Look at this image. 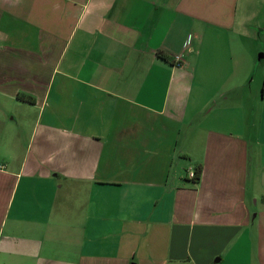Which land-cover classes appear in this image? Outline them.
Instances as JSON below:
<instances>
[{"label": "crops", "instance_id": "1", "mask_svg": "<svg viewBox=\"0 0 264 264\" xmlns=\"http://www.w3.org/2000/svg\"><path fill=\"white\" fill-rule=\"evenodd\" d=\"M240 1L0 0V264H264Z\"/></svg>", "mask_w": 264, "mask_h": 264}, {"label": "rangeland", "instance_id": "2", "mask_svg": "<svg viewBox=\"0 0 264 264\" xmlns=\"http://www.w3.org/2000/svg\"><path fill=\"white\" fill-rule=\"evenodd\" d=\"M253 11H254V6H252V10H251V12H249V9H248V7L245 4V0H241L239 5H238V20L242 19V17L244 15L247 17V19L253 18V15H254ZM246 34H249V31H246ZM261 53H262L261 49H256V45L252 44V46H251V54L254 57L256 62H259L258 60H259V56H260ZM255 67L257 68L258 66H255ZM255 67H254V69L252 71V74H251L250 78L254 77V75L256 73L255 72V70H256ZM257 70H258V72H257L256 80H258L260 78V75H261V72H262V68L258 67ZM250 85H251V80L248 81V87H250ZM25 119L26 118H24L23 120H25ZM28 119H30V117ZM27 127H28V125H23L24 130H27ZM26 135H27V133H26Z\"/></svg>", "mask_w": 264, "mask_h": 264}, {"label": "trees", "instance_id": "3", "mask_svg": "<svg viewBox=\"0 0 264 264\" xmlns=\"http://www.w3.org/2000/svg\"><path fill=\"white\" fill-rule=\"evenodd\" d=\"M162 54V53H161ZM19 97L21 98V99H30V97L29 96H27V95H25V94H20L19 95ZM201 173H202V165H198L197 167H196V175H195V177L193 178V181H195V182H197V181H199L200 180V177H201Z\"/></svg>", "mask_w": 264, "mask_h": 264}, {"label": "built area", "instance_id": "4", "mask_svg": "<svg viewBox=\"0 0 264 264\" xmlns=\"http://www.w3.org/2000/svg\"><path fill=\"white\" fill-rule=\"evenodd\" d=\"M175 59L179 61L181 59V55H176ZM188 175H189L190 178L193 179L195 177V175H196V171L191 168V169L188 170Z\"/></svg>", "mask_w": 264, "mask_h": 264}]
</instances>
